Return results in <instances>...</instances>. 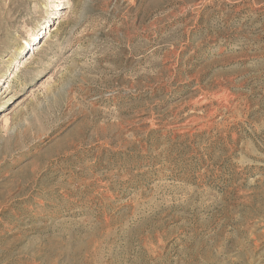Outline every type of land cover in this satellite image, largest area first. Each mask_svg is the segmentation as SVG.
I'll return each instance as SVG.
<instances>
[{
    "label": "rangeland",
    "instance_id": "rangeland-1",
    "mask_svg": "<svg viewBox=\"0 0 264 264\" xmlns=\"http://www.w3.org/2000/svg\"><path fill=\"white\" fill-rule=\"evenodd\" d=\"M0 264H264V0H0Z\"/></svg>",
    "mask_w": 264,
    "mask_h": 264
},
{
    "label": "bare ground",
    "instance_id": "bare-ground-1",
    "mask_svg": "<svg viewBox=\"0 0 264 264\" xmlns=\"http://www.w3.org/2000/svg\"><path fill=\"white\" fill-rule=\"evenodd\" d=\"M22 48H23V47H22ZM22 48H21V49H22Z\"/></svg>",
    "mask_w": 264,
    "mask_h": 264
}]
</instances>
